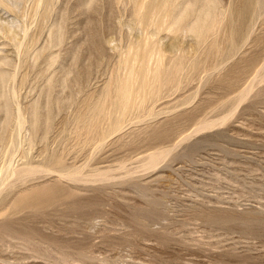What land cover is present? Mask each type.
Returning a JSON list of instances; mask_svg holds the SVG:
<instances>
[{"label":"rangeland","instance_id":"374dc122","mask_svg":"<svg viewBox=\"0 0 264 264\" xmlns=\"http://www.w3.org/2000/svg\"><path fill=\"white\" fill-rule=\"evenodd\" d=\"M44 1H0V264H264V7Z\"/></svg>","mask_w":264,"mask_h":264},{"label":"bare ground","instance_id":"6f19581e","mask_svg":"<svg viewBox=\"0 0 264 264\" xmlns=\"http://www.w3.org/2000/svg\"><path fill=\"white\" fill-rule=\"evenodd\" d=\"M5 6H7V7H9L10 9H14L15 7H17V0H0ZM41 1L42 0H34V8L37 10V8L40 6V4H41ZM83 1V0H82ZM160 1V0H159ZM186 1V0H185ZM21 2V1H20ZM70 2V1H69ZM91 2H93V0H89V3L91 4ZM156 2V1H155ZM209 2V1H208ZM214 2H216V1H214ZM243 2H245V5L248 7V8H252V9H256V8H261V7H264V0H244ZM159 3V2H158ZM198 3V2H197ZM213 3V2H212ZM239 3V2H238ZM237 3V4H238ZM87 4V3H86ZM206 4V3H205ZM204 4V5H205ZM31 5V4H30ZM44 5H45V12L42 14V17H41V19H42V21L43 22H47V21H50V19H51V16H52V12L54 11V10H56L55 8H57V7H55V0H45L44 1ZM78 5V4H77ZM216 5V4H215ZM219 5V4H218ZM84 6V5H83ZM198 6V5H197ZM231 6V5H230ZM229 6V7H230ZM88 7V6H87ZM137 7V6H136ZM211 7V6H210ZM237 7H238V5H237ZM85 8V7H84ZM89 8V7H88ZM133 8H134V6H133ZM190 8V7H189ZM207 8V7H206ZM221 8V7H220ZM233 8H235V7H233ZM241 8V7H240ZM247 8V9H248ZM42 9V8H41ZM87 9V8H86ZM214 10H215V8H213ZM15 10V9H14ZM28 10H29V8H28ZM195 10V9H194ZM237 10V9H236ZM34 11V10H33ZM38 11H39V9H38ZM189 11V10H188ZM205 11V10H204ZM224 11H226V10H224ZM231 10H229V12H230ZM234 11V10H233ZM238 11V10H237ZM255 11V10H254ZM16 12V11H15ZM132 12V11H131ZM197 12V11H196ZM246 12H248V10L246 11ZM137 13H140V12H138L137 11ZM185 14H186V12H184ZM183 13V14H184ZM38 14V13H37ZM39 14H41V12L39 13ZM49 14V15H48ZM51 14V15H50ZM189 14V13H188ZM212 14V13H211ZM216 14V13H215ZM222 14V13H221ZM146 15H148V14H146ZM202 15V14H201ZM217 15H218V13H217ZM240 15V14H239ZM246 15H248V14H243L241 17L239 16V18H241L240 20H242V23H243V21H247V19L249 18V17H247ZM250 15V14H249ZM248 15V16H249ZM181 16V15H180ZM183 16V15H182ZM181 16V17H182ZM205 16H206V14H205ZM227 17H228V15H226ZM201 17V16H200ZM187 18V17H186ZM198 18V17H197ZM215 18V17H214ZM217 18V17H216ZM220 18V17H219ZM229 18V17H228ZM235 18H236V16H235ZM234 18V19H235ZM238 18V17H237ZM68 19H70V17L69 16H67V15H64L61 19H60V22L58 23L57 22V19L55 20V23L57 24H61L62 26H61V29H64L65 28V24H66V21L68 20ZM185 19V18H184ZM183 19V20H184ZM190 19V18H189ZM195 19H196V17H195ZM199 19V18H198ZM218 19V18H217ZM233 19V18H232ZM234 19L233 20H230L229 22H228V25H226L227 27H228V29H230L229 30V33L227 34L228 35V38L230 39V40H234L235 41V37H236V35H237V28H235V30H234V28H233V30L234 31H236V32H234V31H232V26H234L233 24H234ZM259 19V18H258ZM150 20V19H149ZM159 20V19H158ZM162 20V19H161ZM219 20L220 19H218V22H219ZM222 20V19H221ZM226 20H227V18H226ZM225 20V21H226ZM229 20V19H228ZM162 21H164V19L162 20ZM169 21V20H168ZM193 21V20H192ZM204 21H205V19H204ZM222 21H224V19L222 20ZM252 21H254V19L252 20ZM259 21V20H258ZM27 22V21H26ZM216 21H214V23H215ZM248 22V21H247ZM170 23V22H169ZM173 23V22H172ZM176 23H177V21H176ZM181 23V22H180ZM184 23V22H183ZM240 23H241V21H240ZM89 24V23H88ZM200 24V23H199ZM198 24V25H199ZM70 25V24H69ZM90 25V24H89ZM173 25V24H172ZM216 25V24H215ZM238 25V24H237ZM236 25V26H237ZM240 25V24H239ZM238 25V26H239ZM244 25H245V23H244ZM243 25V26H244ZM248 25V24H247ZM246 25V26H247ZM108 26V25H107ZM219 26H221V25H219ZM226 26H225V28H226ZM242 26V27H243ZM250 26V25H249ZM48 27V26H47ZM92 27V26H91ZM179 27H181V26H179ZM178 27V30H180V28ZM192 27V26H191ZM214 27V25L213 26H210V27H208L209 29H211V28H213ZM252 27V26H251ZM23 28V27H22ZM193 28V27H192ZM247 28V27H246ZM24 29V28H23ZM22 29V30H23ZM60 29V30H61ZM224 29V28H223ZM227 29V30H228ZM241 29V28H240ZM59 30V32L57 31H55V32H53L51 35H52V37H54V38H56L57 40L58 39H62V37L64 36V30H61L60 31ZM194 30H196V28L194 29ZM201 30V29H200ZM219 31V30H218ZM248 31V30H247ZM25 31H23V33H24ZM184 32V31H183ZM246 32V31H245ZM244 32V33H245ZM199 33V32H198ZM227 33V32H226ZM174 34V33H173ZM211 34V33H210ZM247 34V33H246ZM252 34V33H251ZM25 35V34H24ZM147 35V34H146ZM213 35V34H212ZM149 36H150V34H149ZM241 36V35H240ZM245 36V35H244ZM206 37V36H205ZM215 37H216V35H215ZM219 37V36H218ZM227 37V36H226ZM249 37V36H248ZM251 37H252V35H251ZM33 38V37H32ZM146 38V37H145ZM221 39H224V38H222V37H220ZM227 38V39H228ZM242 38V37H241ZM178 39V38H177ZM208 39V38H207ZM211 39V38H210ZM243 39H245V38H243ZM28 40V39H27ZM148 40V39H147ZM173 40V39H172ZM175 40V39H174ZM215 39H213V41H214ZM237 40V39H236ZM250 40V39H249ZM241 41V40H240ZM246 41V40H245ZM248 41V40H247ZM227 42V41H226ZM242 42V41H241ZM216 43V42H215ZM243 43V42H242ZM134 44V43H133ZM219 44V43H218ZM241 44V43H240ZM239 43L237 44V45H240ZM250 44V43H249ZM147 45V44H146ZM231 45H233V44H231ZM230 45V46H231ZM234 45H235V42H234ZM243 45V44H242ZM241 45V46H242ZM245 45V44H244ZM18 46H20V45H18ZM138 46V45H137ZM218 46V45H217ZM216 47V46H215ZM233 47V46H232ZM217 48V47H216ZM236 48H237V46H236ZM235 48V49H236ZM143 49V48H142ZM155 49V48H154ZM213 49V48H212ZM135 50V49H134ZM143 51H144V49H143ZM221 51V50H220ZM233 51H235V50H233ZM232 51V52H233ZM237 51H239V50H237ZM236 51V52H237ZM198 52V51H197ZM200 52V51H199ZM208 52V51H207ZM218 52V51H217ZM137 53V52H136ZM155 53H156V51H155ZM157 53H159V52H157ZM169 53V52H168ZM234 53V52H233ZM171 54V53H170ZM169 54V55H170ZM183 54V53H182ZM185 54V53H184ZM183 54V55H184ZM231 54V53H230ZM153 55H154V52H153ZM207 55H208V53H207ZM234 55V54H233ZM223 56V55H222ZM221 56V57H222ZM224 56H225V54H224ZM231 56V55H230ZM229 57V56H228ZM157 58V57H156ZM227 58V57H226ZM152 59V58H151ZM161 63V62H160ZM250 64H251V62H250ZM252 65V64H251ZM253 65H254V63H253ZM21 66V65H20ZM243 66V65H242ZM17 67V66H16ZM238 67V66H237ZM203 68H205V67H203ZM245 68V67H244ZM201 69V68H200ZM220 69V68H219ZM243 69V68H242ZM203 70V69H202ZM205 70V69H204ZM17 71V70H16ZM16 71H15V74H16ZM242 71V70H241ZM246 72V71H245ZM159 73H161L160 71H159ZM174 73V72H173ZM177 74V73H176ZM14 77V76H13ZM147 77V76H146ZM156 80L157 81H159L158 82V84H160V83H162V78L161 79H159V77H158V75L156 76ZM143 81V80H142ZM2 82H3V80H2ZM154 82H155V80H154ZM171 83V82H170ZM127 85V84H126ZM165 85V84H164ZM166 86V85H165ZM133 87V86H132ZM133 89V88H132ZM7 91V90H6ZM130 93V92H129ZM125 94H126V100L129 98V94L128 93H126L125 92ZM133 101V100H132ZM120 103V102H119ZM112 105V104H111ZM119 105V104H118ZM102 107V106H101ZM120 108H122V107H120ZM38 109V108H37ZM37 109H35V111H33V114H32V120H31V131H33L34 133H36V132H38V129H39V127H38V125H39V123H40V121L42 120L41 118L43 117V115L41 114V113H39L38 111H37ZM115 109V108H114ZM123 109V108H122ZM118 111H119V109H117ZM19 111V110H18ZM40 111V110H39ZM118 111H116V112H118ZM123 111V110H122ZM20 112V111H19ZM95 113V112H94ZM122 113V112H121ZM19 115H22V114H19ZM19 115H18V118H19ZM24 115V114H23ZM121 116V115H120ZM124 116V115H123ZM47 117H48V115H47ZM24 118V117H23ZM29 121V120H28ZM42 122V121H41ZM43 122H44V120H43ZM25 123H27L26 122V120H24V121H20V122H18V127L22 130V128L25 126L24 124ZM29 123V122H28ZM45 123V122H44ZM17 127V128H18ZM41 129V128H40ZM20 131V130H19ZM32 134V133H31ZM12 142V141H11ZM171 149H173V148H171ZM170 151V150H169ZM164 152V151H163ZM162 152V153H163ZM167 152V151H166ZM161 153V154H162ZM157 154V153H156ZM155 154V155H156ZM160 154V153H159ZM157 156H158V154H157ZM157 156H155V157H157ZM63 158V156H60V158H54V159H52L51 160V164H45L44 166H42V167H44V168H47V170L49 171V170H51V169H53L54 167H52V166H55V165H60V167H57V168H59L58 170H59V172H60V174L62 173V172H66L67 173V175H68V177L69 178H72V179H74V178H77V176L78 175H82V174H79V169H70V167L71 166H67V165H65L64 164V162H63V160H64V158ZM154 158V157H153ZM51 159V158H50ZM34 165V164H33ZM35 166V165H34ZM32 167L31 165L30 166H24L25 168L23 169V171H27V173L28 172H32L33 170H36L38 167ZM56 170V169H55ZM41 171H45V169H41ZM54 171V170H53ZM39 172V171H38ZM45 172H47V171H45ZM56 173V172H55ZM81 173V172H80ZM59 174V173H58ZM62 175H63V173H62ZM64 175H66V174H64ZM66 175V176H67ZM79 178V177H78ZM71 180V179H70ZM76 180H78V179H76ZM62 189V188H61ZM64 189V188H63ZM39 190V189H38ZM59 197H60V194H59V192L56 190V189H44V190H40V191H37V192H35L34 193V195L30 198V199H28L30 202H32V204L33 205H42V203H45V202H53V201H55L56 199L58 200L59 199ZM70 208V207H69Z\"/></svg>","mask_w":264,"mask_h":264}]
</instances>
